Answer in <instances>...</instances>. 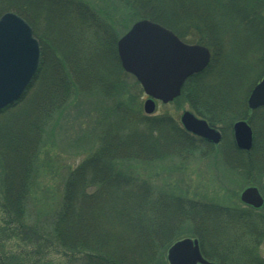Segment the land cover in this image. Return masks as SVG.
Wrapping results in <instances>:
<instances>
[{
    "label": "trees",
    "instance_id": "1",
    "mask_svg": "<svg viewBox=\"0 0 264 264\" xmlns=\"http://www.w3.org/2000/svg\"><path fill=\"white\" fill-rule=\"evenodd\" d=\"M121 2L133 22L150 20L185 42L209 49L210 64L186 81L173 103H186L195 116L221 131L219 155L228 170L241 173L247 184L264 177V108L250 112L246 105L249 89L264 75V0ZM5 12L17 14L32 27L41 62L24 96L0 111V119L12 111L0 120V212L9 221L2 225L14 227L0 230V264L41 263L26 253L5 254L3 243L8 240L35 246L36 259L46 247L59 249L65 264H157L161 252L179 241L187 223L210 262L260 261L255 254L264 240L260 213L158 194L147 182L121 171L127 162L150 166L170 158L207 157L217 148L185 132L172 117L126 111L122 102L113 108L114 123L106 126L97 149L68 173L56 209L46 218L47 214L42 219L34 215L40 219L29 225L30 184L39 170L38 149L46 123L77 94L98 90L110 99L123 71L112 24L82 1L0 0V15ZM40 24L49 40L36 34ZM67 28L78 30L76 38L89 32V40H71L74 36ZM35 83L33 101L26 103ZM29 103L31 117L22 118ZM238 120L253 130L248 152L239 151L226 133Z\"/></svg>",
    "mask_w": 264,
    "mask_h": 264
},
{
    "label": "rangeland",
    "instance_id": "2",
    "mask_svg": "<svg viewBox=\"0 0 264 264\" xmlns=\"http://www.w3.org/2000/svg\"><path fill=\"white\" fill-rule=\"evenodd\" d=\"M80 1L93 8L101 17L107 19L112 24L114 34L118 39L135 22L139 21L133 22L132 15L121 0ZM67 19L69 21L67 22L72 24L73 20L70 21V18ZM53 28H58L56 22H53ZM35 31L38 36L43 38L42 40L50 39L42 24L35 26ZM66 31H69V28ZM75 31L78 32V30L69 31L70 35L74 36ZM84 34L82 37L79 36L80 38L70 36V39L72 40L74 38L79 43L81 40H89V32L84 31ZM40 62L41 57L39 65ZM121 75L119 85L115 92L112 93L110 99H107L98 90L91 93L77 94L73 100L71 99L72 101H69L60 112H56L46 123L38 149L39 170L36 171L37 177L30 184L33 192L29 200V208L31 211V219L30 222L28 221L29 225L36 224L35 220L42 219L45 214L47 215L44 218L48 217L50 212L56 209L57 202H60L68 173L97 149L100 137L103 136V133L107 129L106 126L108 124L111 126L114 123L115 115L113 108L117 103L122 102L126 111L129 109H138L143 113V105L147 97L143 94L138 82L132 76L124 72ZM252 87L254 86H251L249 93ZM37 89L38 84L35 83L26 97V103L27 101H33V95ZM23 96L24 94L21 98ZM31 104L29 103L26 110H22L23 113H20L23 116L22 118L26 117V115L31 117L30 112L27 111L32 109L33 105L30 108ZM104 111H107V114H104ZM184 112H190L186 103H182L180 106L178 103H169L167 105L157 103L153 116L167 115L179 122V118ZM10 115H12V111L4 115V117H1L0 120H4L8 116L10 117ZM15 122L13 124H16ZM226 133L230 138L231 130H227ZM121 171H124V173L139 181L147 182L149 184L148 188L158 194L170 193V195L197 200L200 203L235 207L247 212H250V209L240 204V194L247 187H260L264 181V177H262L261 179H256L253 184L244 182L241 173H233L224 166L219 155L218 147L207 157L195 156L187 160L170 158L150 166L136 162H127ZM262 210H260V215L263 213ZM34 215L40 218H34ZM4 220L5 224L9 223L7 218L0 212V230L6 228L13 230L14 227L11 225L8 227L2 225ZM186 238L195 239L193 236V228L188 223L184 226L179 241ZM172 245L161 252L157 264H169L167 261V252ZM2 251L5 254L15 253L14 255L26 253L30 260L36 262L41 261L40 264H65L66 260V257L59 249L55 251L49 247L43 250L41 258H33L36 247L25 242L24 244L19 243L16 240L4 242ZM255 254L260 259H264V240L255 249Z\"/></svg>",
    "mask_w": 264,
    "mask_h": 264
},
{
    "label": "water",
    "instance_id": "3",
    "mask_svg": "<svg viewBox=\"0 0 264 264\" xmlns=\"http://www.w3.org/2000/svg\"><path fill=\"white\" fill-rule=\"evenodd\" d=\"M123 70L141 85L149 99L144 103L146 115L153 114L155 101L171 103L180 95L187 78L201 73L209 64V51L199 45L183 43L177 36L149 20L135 23L117 42ZM40 61V49L30 26L13 13L0 17V111L16 102L34 77ZM247 105L250 110L264 107V77L253 88ZM184 129L208 142H221L218 131L190 112L180 117ZM233 139L238 150L252 148V131L246 122L233 125ZM263 197L255 187L242 191L241 203L259 209ZM169 264H210L199 251L196 240L184 239L167 252Z\"/></svg>",
    "mask_w": 264,
    "mask_h": 264
},
{
    "label": "bare ground",
    "instance_id": "4",
    "mask_svg": "<svg viewBox=\"0 0 264 264\" xmlns=\"http://www.w3.org/2000/svg\"><path fill=\"white\" fill-rule=\"evenodd\" d=\"M11 13H13V12H11ZM4 14H5V13H4ZM13 14H15V13H13ZM161 26H162V25H161ZM162 27H163V26H162ZM163 28H165V27H163ZM165 29H167V28H165ZM167 30H169V29H167ZM169 31H170V30H169ZM170 32L173 33L172 31H170ZM173 34H174L175 36H177L175 33H173ZM37 42H38V45H39V49H41L38 40H37ZM40 53H41V51H40ZM116 54H117V57H118V61H119L120 68H121V70L123 71V68H122V66H121V62H120V59H119V56H118L117 45H116ZM40 57H41V54H40ZM210 61H211V57H210ZM210 61H209V64H210ZM209 64H208V65H209ZM38 67H39V65H38ZM207 67H208V66H207ZM203 71H204V70H203ZM203 71H202V72H203ZM202 72H201V73H202ZM199 74H200V73H199ZM195 75H198V74H195ZM193 76H194V75H193ZM190 77H192V76H190ZM190 77H189V78H190ZM189 78H187V80H188ZM32 80H33V78L31 79L30 83L32 82ZM187 80H186V81H187ZM186 81H185V83H186ZM30 83H29V84H30ZM185 83H184V84H185ZM29 84L27 85V87L29 86ZM27 87L25 88V90L27 89ZM25 90H24V92H25ZM24 92L22 93V95L24 94ZM22 95H21V96H22ZM20 98H21V97H19V99H20ZM19 99H18V100H19ZM16 102H17V101H16ZM16 102H15V103H16ZM15 103H14V104H15ZM247 108H248V106H247ZM2 110H3V109H2ZM248 110H249L250 112L256 111V109H255V110H250L249 108H248ZM242 121H245V120H242ZM230 130H231V137H230V138H231L232 141H233V127H232V126H231V129H230ZM205 142L208 143V144L213 145V143H211V142H208V141H205ZM218 206H220V205H218ZM222 207H223V206H222Z\"/></svg>",
    "mask_w": 264,
    "mask_h": 264
},
{
    "label": "flooded vegetation",
    "instance_id": "5",
    "mask_svg": "<svg viewBox=\"0 0 264 264\" xmlns=\"http://www.w3.org/2000/svg\"><path fill=\"white\" fill-rule=\"evenodd\" d=\"M223 139V136H222V134H221V140ZM263 209V210H262ZM260 210H262V215H260L261 216V218H263L264 219V203H263V205H262V207L260 208ZM260 210L259 209H257V210H255V212L256 213H260ZM202 253V252H201ZM202 256H203V254H202ZM204 257V256H203ZM256 264H264V259L262 260V259H260V261L259 262H257Z\"/></svg>",
    "mask_w": 264,
    "mask_h": 264
}]
</instances>
